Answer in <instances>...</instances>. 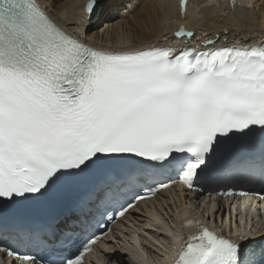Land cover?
Here are the masks:
<instances>
[{"label": "snow or ice", "instance_id": "snow-or-ice-1", "mask_svg": "<svg viewBox=\"0 0 264 264\" xmlns=\"http://www.w3.org/2000/svg\"><path fill=\"white\" fill-rule=\"evenodd\" d=\"M179 2L186 17L187 0ZM100 3L88 0V19L72 27L89 23ZM58 7L62 0H0V203L36 199L90 170L104 178L63 230L5 226L0 264H82L100 237L66 255L78 230L99 227L96 217L117 206L123 217L167 189L172 173L192 192L209 180L264 183V42L217 47V34L198 47L102 50L60 27L50 15ZM193 35L184 24L174 32ZM235 145L252 155L213 175L218 156ZM165 174L168 182L158 179ZM195 223L170 264H264V233L251 217L229 235ZM9 231L31 251L9 243Z\"/></svg>", "mask_w": 264, "mask_h": 264}, {"label": "bare ground", "instance_id": "bare-ground-1", "mask_svg": "<svg viewBox=\"0 0 264 264\" xmlns=\"http://www.w3.org/2000/svg\"><path fill=\"white\" fill-rule=\"evenodd\" d=\"M101 10L97 13V20L74 29L73 24L85 20V6L88 0H62V7H58L51 15L69 31L80 36L86 35L87 41L99 44L111 50L142 48L149 45H163L178 28L180 21L179 8L172 0H101ZM43 6L47 0H40ZM210 0H199L197 7L190 6L187 24L196 32L199 38L221 37L220 42L247 43L264 40V0H256L253 12L249 10V1L240 0L233 7L231 0H211L216 7H202L209 5ZM107 9V10H106ZM106 10V11H105ZM197 17H202L201 23H196ZM94 19V18H93ZM92 19V20H93ZM227 29V34H225ZM205 33L207 35H205ZM184 195L171 191L160 199L161 205L166 204L171 209L184 210ZM220 206L221 203H219ZM166 219H156L167 225H177L175 217L164 213ZM136 218V216H133ZM142 221L135 230L131 229L132 238L136 240L134 246L139 255L132 254L129 258L112 253L105 255L106 264H159L163 263L166 251L170 254L172 243L165 237L152 230L153 219L147 215L137 216ZM124 243H128L129 231L124 230ZM165 242L158 247L155 244Z\"/></svg>", "mask_w": 264, "mask_h": 264}]
</instances>
